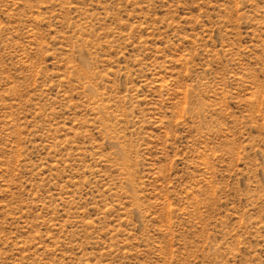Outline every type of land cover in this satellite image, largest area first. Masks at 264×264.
Returning a JSON list of instances; mask_svg holds the SVG:
<instances>
[{"label":"rangeland","instance_id":"1","mask_svg":"<svg viewBox=\"0 0 264 264\" xmlns=\"http://www.w3.org/2000/svg\"><path fill=\"white\" fill-rule=\"evenodd\" d=\"M0 264H264V0H0Z\"/></svg>","mask_w":264,"mask_h":264}]
</instances>
